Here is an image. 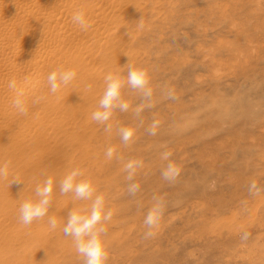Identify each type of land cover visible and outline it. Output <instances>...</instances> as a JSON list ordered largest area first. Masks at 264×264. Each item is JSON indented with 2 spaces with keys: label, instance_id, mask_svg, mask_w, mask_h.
<instances>
[{
  "label": "rangeland",
  "instance_id": "1",
  "mask_svg": "<svg viewBox=\"0 0 264 264\" xmlns=\"http://www.w3.org/2000/svg\"><path fill=\"white\" fill-rule=\"evenodd\" d=\"M116 3L97 17L86 10L94 26L64 48L71 57L62 68L74 69V80L52 93V70L33 74L44 88L24 102L27 113L42 114L38 122L0 116L7 131L0 132V264H84L62 231L69 210L92 203L59 192L58 182L75 168L92 181L93 199L103 195L113 212L102 238L107 264H264V0ZM128 62L147 70L150 100L127 85ZM109 72L124 78L129 108L100 124L91 117ZM121 128L133 132L126 144ZM165 152L180 168L173 183L161 177ZM129 161L140 162L135 196L128 194ZM47 177L54 181L52 206L25 226L18 209L36 199ZM253 181L259 195L249 192ZM154 196L164 212L145 238Z\"/></svg>",
  "mask_w": 264,
  "mask_h": 264
},
{
  "label": "clouds",
  "instance_id": "2",
  "mask_svg": "<svg viewBox=\"0 0 264 264\" xmlns=\"http://www.w3.org/2000/svg\"><path fill=\"white\" fill-rule=\"evenodd\" d=\"M74 23L79 25L82 30H87L90 24L86 20V14L83 10H79L72 16ZM142 26V25H141ZM127 67L126 82L129 87L138 90L145 100H150L152 97V89L149 87V76L146 69L134 66L129 62L125 65ZM77 73L74 69L65 70L62 67L51 71L47 76V83L50 91L56 93L61 86L68 85L75 79ZM125 80L120 74L109 72L105 76V90L98 102L97 110L92 113V120L100 124H106L112 115L113 111L119 109L120 111H127L129 105L121 97V89L124 87ZM10 88L16 87L15 80L9 83ZM23 91H19L15 100L14 106L23 115H27V108L22 99ZM171 96V93H169ZM39 99L35 102H39ZM111 125L105 127V131H110ZM121 140L126 144L132 137L133 132L127 128L120 130ZM151 135H155V124L149 129ZM105 155L111 159L113 156V149L109 148ZM170 153L162 154V159L169 161L161 170V177L163 180L173 183L180 175V168L170 161ZM139 161H129L125 165L127 171L128 194L135 196L140 190V185L134 182V177ZM6 169L0 167V175H4ZM12 183L20 184L19 179H14ZM59 192L61 195L68 193L74 194L76 200H91V207L86 211L78 209L69 210L67 213L66 223L62 228L65 236L73 239L75 250L77 254L83 257L84 264H107L109 254L102 239L107 234L106 223L112 219L113 212L106 208L105 199L103 195H95V187L90 179L84 178V173L81 169L75 168L68 175L58 182ZM54 188V181L52 177H47L42 184H38L35 189L36 199L25 200L19 207V222L25 226L31 225L34 221L43 219L49 212L52 206V194ZM249 192L253 195H259L261 189L253 181L249 185ZM153 205L148 210L144 225L146 232L145 238L154 235L153 229L158 226L164 212V205L160 198L153 197ZM48 224L52 229L57 228V220L55 217L48 218ZM249 233L245 232L241 236L242 240H247Z\"/></svg>",
  "mask_w": 264,
  "mask_h": 264
},
{
  "label": "bare ground",
  "instance_id": "3",
  "mask_svg": "<svg viewBox=\"0 0 264 264\" xmlns=\"http://www.w3.org/2000/svg\"><path fill=\"white\" fill-rule=\"evenodd\" d=\"M116 5V0H0V116L8 119L21 114L13 103L17 93L23 91V100L37 95L44 88L38 74L63 67L71 57L64 48H72L75 37L86 33L73 22L74 13L89 10L97 17L104 8ZM94 22L97 28L102 24L100 18ZM13 80L16 87L10 88ZM41 117L38 111L22 116L25 123L38 122ZM5 129L0 123V132L6 133Z\"/></svg>",
  "mask_w": 264,
  "mask_h": 264
}]
</instances>
